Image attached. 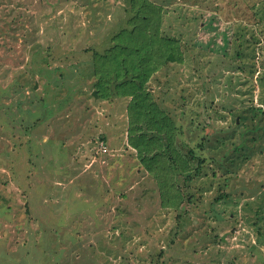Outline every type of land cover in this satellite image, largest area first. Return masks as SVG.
Listing matches in <instances>:
<instances>
[{
  "label": "rangeland",
  "instance_id": "rangeland-1",
  "mask_svg": "<svg viewBox=\"0 0 264 264\" xmlns=\"http://www.w3.org/2000/svg\"><path fill=\"white\" fill-rule=\"evenodd\" d=\"M138 1L0 0V264H264V0H145L187 44L146 89L205 160L177 212L95 85Z\"/></svg>",
  "mask_w": 264,
  "mask_h": 264
},
{
  "label": "trees",
  "instance_id": "trees-1",
  "mask_svg": "<svg viewBox=\"0 0 264 264\" xmlns=\"http://www.w3.org/2000/svg\"><path fill=\"white\" fill-rule=\"evenodd\" d=\"M132 4L136 13L129 23L131 28L118 33L120 40L116 36L113 47L104 54L94 53L95 85L103 98L111 94L132 98L128 105L129 143L156 180L162 206L182 211L184 205L195 203L190 188L204 172L205 160L193 150L188 158L177 150L182 126L155 103L147 82L171 65H184L187 44L163 34L162 17L150 11L147 1ZM142 124L155 136L142 133ZM178 174L185 176L183 186L178 183Z\"/></svg>",
  "mask_w": 264,
  "mask_h": 264
},
{
  "label": "water",
  "instance_id": "water-1",
  "mask_svg": "<svg viewBox=\"0 0 264 264\" xmlns=\"http://www.w3.org/2000/svg\"><path fill=\"white\" fill-rule=\"evenodd\" d=\"M95 96H97L96 93H95Z\"/></svg>",
  "mask_w": 264,
  "mask_h": 264
}]
</instances>
